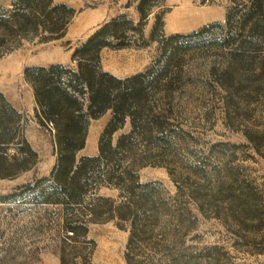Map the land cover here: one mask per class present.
Instances as JSON below:
<instances>
[{"label": "rangeland", "instance_id": "1", "mask_svg": "<svg viewBox=\"0 0 264 264\" xmlns=\"http://www.w3.org/2000/svg\"><path fill=\"white\" fill-rule=\"evenodd\" d=\"M12 2L0 0L6 13ZM53 2L72 9L62 32L25 33L0 48V93L22 116L6 166L12 155L25 159L21 138L36 152L0 177V264H126V253L133 264H264V0ZM114 19L124 22L100 51L102 70L124 78L170 63L169 87L149 97L164 120L163 145L136 158L153 204L137 214L139 227L149 222L131 250L127 220L42 202L46 188L37 183L56 162L53 125L38 123L24 79L30 66L74 65V50ZM174 34L184 37L164 54L159 41ZM176 46L177 56H168ZM109 118L90 120L78 159L98 154ZM129 129L126 121L113 140ZM144 143L136 138L137 153ZM118 194L102 186L96 196L118 203ZM66 217L79 225L72 234Z\"/></svg>", "mask_w": 264, "mask_h": 264}, {"label": "trees", "instance_id": "2", "mask_svg": "<svg viewBox=\"0 0 264 264\" xmlns=\"http://www.w3.org/2000/svg\"><path fill=\"white\" fill-rule=\"evenodd\" d=\"M139 12L142 19L147 17L141 8ZM71 13V8L55 4L53 0H13L7 13L0 4V48L7 43V38L25 33L43 32L53 36L62 32ZM123 22L114 19L96 30L74 50V65L30 66L24 70V79L33 91L34 116L38 123L45 126L49 121L53 125L56 162L50 176L37 183L46 188L42 202L60 204L67 210L83 207L85 215L93 217L106 212L127 220L130 224L128 250H131L134 243L145 241L149 222L144 220V227H139L137 214L140 210L146 212V206L153 204L151 183L139 181L137 168L141 165L136 158L163 145L164 120L150 104L149 97L169 87L170 63L164 61L162 65L149 66L124 78L102 70L100 51L113 46L111 39L116 37ZM182 37L184 35L174 34L162 38L160 49L164 53L172 42ZM117 46H125V43ZM178 49L179 46L173 47L168 56H177ZM106 112H110V118L100 133L98 154L78 159V151L86 144L90 120ZM21 118L0 93V177L11 175L14 166L18 170L28 158L36 157V152L21 138L17 150L25 159L17 162L18 157L12 155L11 159L16 162L6 166L9 159L6 149L20 135ZM126 121L129 131L113 140V134ZM137 137L145 141L141 154L136 152ZM102 186L117 189L121 200L115 203L110 198L96 196ZM87 197H91L89 202H86ZM65 221L71 234L78 230L79 225L73 226L70 217ZM126 264H133L129 253H126Z\"/></svg>", "mask_w": 264, "mask_h": 264}, {"label": "crops", "instance_id": "3", "mask_svg": "<svg viewBox=\"0 0 264 264\" xmlns=\"http://www.w3.org/2000/svg\"><path fill=\"white\" fill-rule=\"evenodd\" d=\"M32 101L34 102L33 94H32ZM12 105L16 106L15 103H13V102H12Z\"/></svg>", "mask_w": 264, "mask_h": 264}]
</instances>
